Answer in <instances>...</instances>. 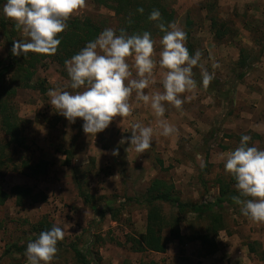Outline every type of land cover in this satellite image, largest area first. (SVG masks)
Segmentation results:
<instances>
[{
  "label": "rangeland",
  "instance_id": "1",
  "mask_svg": "<svg viewBox=\"0 0 264 264\" xmlns=\"http://www.w3.org/2000/svg\"><path fill=\"white\" fill-rule=\"evenodd\" d=\"M173 8L176 24L187 33L186 47L191 46L194 54L197 50L202 53L200 64L215 74L213 80L222 83L211 85L226 93L225 97L197 85L193 92L183 94L187 99L182 109L187 115L166 105L164 119L177 132L164 137L158 126L160 118L150 106L136 101L133 93L132 116L122 121L116 117L96 137L88 136L82 119L71 123L50 105V89L74 90L57 64L44 61L33 80L38 87L18 89L10 102L16 108L15 117L27 148L13 145L7 151L10 159L0 189L10 193L13 187L24 186L31 190V197L22 206L16 204L15 197L0 204V264H27L25 253L5 251L8 245L33 241L32 226L44 218L65 232L63 247H58L53 264H75L69 247L73 243L81 250L89 247L92 260L98 264H264V223L243 216L236 202L222 212L226 228L217 236L219 249L212 256H205L202 246L191 240L205 232L210 222L207 216H179L184 241L172 239L164 230L165 253L136 252L128 242L145 233L148 214L144 204L128 199L143 195L154 179L172 184L183 201H210L219 196L220 185L229 182L230 174L224 169L226 154L238 147L242 135L251 136L250 146L255 142L264 149V0H175ZM72 17H90L114 31L118 27L115 14L94 6L91 0H86V6ZM25 39L18 31L15 41ZM159 41L154 48L157 54L161 50ZM9 52L10 46L0 32V91L12 76L6 61ZM242 54L249 67L244 68V80L235 85ZM214 64L219 67L214 68ZM162 72L156 69V83L145 93L162 90ZM198 73L201 76L199 66ZM133 123L154 130L153 145L145 153H136L129 143H119L131 136ZM5 138L0 114V140ZM116 148L119 155L114 157ZM40 160L49 163L47 175L34 177L28 170L14 168L22 167L24 161L32 166ZM73 170L93 196L97 209L107 199L114 200L117 218L110 212L101 215L102 210L96 214L83 202ZM161 208L168 219L177 216L170 205L162 204Z\"/></svg>",
  "mask_w": 264,
  "mask_h": 264
},
{
  "label": "clouds",
  "instance_id": "2",
  "mask_svg": "<svg viewBox=\"0 0 264 264\" xmlns=\"http://www.w3.org/2000/svg\"><path fill=\"white\" fill-rule=\"evenodd\" d=\"M85 6L86 0H5L3 15L26 37L13 42L12 55H55L61 44L60 34L68 28L67 21ZM137 11L143 13L144 10L138 8ZM149 19L161 21L160 11L153 10ZM158 27L163 33L158 54L151 33L129 35L121 30L117 34L107 28L66 60L69 87L74 91L59 88L48 91L50 105L56 113L71 123L82 119L84 133L96 137L114 118L120 117L122 121L132 116L130 99L135 93V100L150 106L154 115L160 118V134L164 137L174 135L177 129L164 119L166 105L182 110L187 99L183 94L197 89L195 67L201 68V83L205 89L215 74L200 64L202 53L199 50L190 55L186 47L187 33L176 23L165 25L161 21ZM157 68L163 70L162 90L145 93V89L156 83ZM131 129V136L127 140L122 138L119 143H129L136 153H145L153 145V128L133 123ZM251 141V136L242 135L238 147L226 154L224 169L235 180L239 196L234 200L240 206L241 214L253 222L264 223V149L258 148L255 142L250 146ZM112 155L118 156L119 149H113ZM204 167L202 162L201 168ZM64 237L61 227L42 231L27 244V264H53L58 242Z\"/></svg>",
  "mask_w": 264,
  "mask_h": 264
},
{
  "label": "trees",
  "instance_id": "3",
  "mask_svg": "<svg viewBox=\"0 0 264 264\" xmlns=\"http://www.w3.org/2000/svg\"><path fill=\"white\" fill-rule=\"evenodd\" d=\"M93 5L98 8L107 9L115 14V18L118 22L116 27V33L119 34L121 30H124L127 34L149 32L151 38L155 41L160 40L163 33L160 32L158 24L162 21L165 25L169 23H176L177 17L173 5L175 0H91ZM5 0H0V32L6 40L8 46H10V52L6 61L9 68L12 70V76L8 81V85H3L0 91V114H1V126L5 134V140H0V179H3L7 170V151L16 145L20 148H27L26 139L23 137V130L19 124V120L15 117V109L10 103L13 100L16 91L22 89H36L38 85H35L33 80L37 72V68L46 60H51L57 64L61 69V75L70 82L68 77L65 61L71 59L72 56L77 54L89 41L94 40L103 30L107 29L106 26L96 23L92 18L86 17L84 19L70 17L67 21L68 28L65 32L60 34L61 44L58 47V51L55 55H40L34 53H27L19 57L13 56L11 49L12 44L15 41V36L18 30L14 27V22L6 18L3 15V6ZM138 8H143V13L137 11ZM153 10H159L161 13V21H151L149 15ZM215 26V24H213ZM218 38L220 36L218 35ZM190 55H193V48L188 47ZM242 60H240L238 77L235 81V85L243 81L247 73L244 68H247V63L242 54ZM245 59V60H244ZM237 67V68H238ZM194 79L197 81V85L202 87V77L198 73V67L193 69ZM211 83L221 82L213 80ZM205 90L209 93L222 94L225 97L226 93H222L217 90V87L212 85ZM42 88V86L40 85ZM234 89V87H233ZM45 92L44 89H42ZM4 141V142H3ZM71 156V155H70ZM9 162V161H8ZM14 168H20L21 172L28 170L29 173L38 177L40 175H47L49 163L45 160L29 165L27 161H24L22 167L17 165ZM75 178V185L80 198L83 202L92 209H95V213L101 215L111 213L113 218L118 217V209L112 204L114 200H108L99 209L95 205L93 196L84 189L82 182L79 180L78 175L73 170ZM204 183V182H203ZM235 180L230 174L229 182L227 184L222 183L220 185L219 196L215 199L193 203L183 201L177 194L175 187L172 184L162 180L154 179L146 192L136 197L135 199H128L137 203L144 204L148 209L147 224L145 233L140 235L139 238H131L128 242H132V248L136 252H156L165 253L166 243L164 240L163 232L168 230L170 237L174 240H178L183 243L184 236L180 232V218L179 216L195 214L199 217L207 216L209 225L204 233H197L191 237L192 241L198 242L202 248L206 251L205 256L214 255L219 247L216 241L220 232L224 231L226 226L224 223L223 213L226 210L227 205L235 203L234 197L239 196V192L234 189ZM208 193V191H206ZM11 197L16 198V204L22 206L25 200L31 197V190L24 186H15L11 189L10 193H5L0 189V204H4ZM168 204L172 209H175L177 216H172L168 219L164 215L161 205ZM54 226L53 222L44 218L43 220L34 223L32 226V233L35 234L33 240H35L42 231L50 230ZM116 244L120 245L119 242ZM27 245H8L5 254L21 253L24 254ZM57 247H63L62 241L58 242ZM70 250L74 253L75 264H98L95 260H92V252L89 247L84 250L78 248L73 243L70 246ZM264 256V255H263ZM264 260V257H262ZM148 264H158L156 262H150ZM196 264H201L199 261Z\"/></svg>",
  "mask_w": 264,
  "mask_h": 264
},
{
  "label": "crops",
  "instance_id": "4",
  "mask_svg": "<svg viewBox=\"0 0 264 264\" xmlns=\"http://www.w3.org/2000/svg\"><path fill=\"white\" fill-rule=\"evenodd\" d=\"M181 114H182L183 116H184V115H187V113H186V111H185L184 109H182ZM243 263H245V262H243ZM245 264H248V263H245Z\"/></svg>",
  "mask_w": 264,
  "mask_h": 264
}]
</instances>
